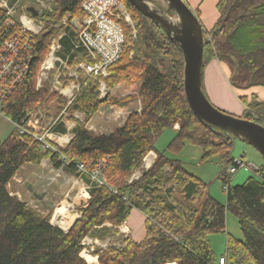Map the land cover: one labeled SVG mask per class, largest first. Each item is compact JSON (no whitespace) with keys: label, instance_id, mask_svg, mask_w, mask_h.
Here are the masks:
<instances>
[{"label":"trees","instance_id":"1","mask_svg":"<svg viewBox=\"0 0 264 264\" xmlns=\"http://www.w3.org/2000/svg\"><path fill=\"white\" fill-rule=\"evenodd\" d=\"M55 1L54 14L39 15L46 28L34 36L25 52L31 60L26 80L2 105V115L14 123L38 106L48 111L53 101L58 107L65 104L55 94L38 91L37 78L58 33L53 25L67 16L82 17L84 0ZM126 2L137 24V38L131 40L132 47H124L106 83L113 89L138 82V95L122 100L110 93L101 97L99 85L90 83L70 108V119L77 124L74 137L58 151H44L29 136L20 137L17 130L6 140L0 139V264H89L82 257L88 237L114 240L115 245L106 250H95L100 264H217L210 237L227 231V213L238 219L243 238L228 234L223 256L226 264H264V166L258 171L251 166L256 173L242 185L229 182L223 204L181 161L156 151L158 137L179 125L170 149L179 152L186 144L198 146L203 151L202 162L219 156L225 167L221 174L224 182L227 167L234 164L231 155L236 137L197 118L185 96V61L179 45ZM217 9L220 17L216 25L204 30L203 78L207 65L216 59L228 67L230 82L238 91L264 88V0H220ZM126 34L130 41L131 30ZM61 43L68 52L69 38ZM131 52H135L133 57ZM240 99L247 107L243 118L264 126V102L254 95L252 99L241 95ZM138 101L141 110L132 112L114 132L97 134L88 128L87 122L102 107L126 109ZM79 111L85 113L86 121L73 116ZM56 131L66 133L67 129L60 125ZM150 152L156 155L154 164L139 180L129 183ZM104 159L108 160L106 183L93 184L91 199L67 233L8 189L24 166L44 161L90 183L91 176H82L80 166L91 173ZM177 189L182 193L180 199L175 198ZM134 209L147 217L142 242L119 230Z\"/></svg>","mask_w":264,"mask_h":264},{"label":"built area","instance_id":"2","mask_svg":"<svg viewBox=\"0 0 264 264\" xmlns=\"http://www.w3.org/2000/svg\"><path fill=\"white\" fill-rule=\"evenodd\" d=\"M29 7L38 9L39 15L43 12L54 14L58 3L55 0H0L2 11L0 14V114L4 102L27 78L31 60L25 52L29 49L30 41L47 25L39 21V16L34 17L28 11ZM82 11V17L67 16L53 25L58 29V33L51 40L49 53L37 78L38 91H45L49 95L55 94L63 98L65 104L59 107L57 105L55 114L50 107L47 111L38 106L36 110L26 112L20 122H15L20 137L29 136L34 142H38L44 151H58L59 148H66L69 145L74 137V129L68 125L70 108L78 95L90 83L99 85L101 97L110 93L111 89L106 83L111 75L110 68L121 59L124 47L130 46L131 40L137 38V24L126 0H84ZM127 29L131 30L130 41L126 34ZM65 38H69L71 44L68 52L64 51L61 43ZM133 55L134 52L131 53V57ZM57 108H60V111ZM60 125L66 127V133L56 131ZM175 129H179V126L176 125ZM155 160L156 155L153 152L146 155L141 168L129 183L139 180ZM107 162L108 160L104 159L91 173H88L83 165L80 166L82 176L89 174L92 181L87 183L81 177L83 186L75 195L73 204H70V214L76 215V218L65 229L57 224L58 221L63 220V217L57 214V209L51 219L53 226L65 233L69 232L75 221L81 217V209L91 199L90 191L93 184L102 186L106 183L104 171ZM49 164L48 161H44L42 166L48 167ZM50 167L51 172H54L50 177L51 182L64 177L63 169H55L51 164ZM241 169L250 170L252 167L244 161L235 159L234 164L227 167L224 178L226 192L231 178ZM69 194L70 192L66 194L67 198ZM76 205L81 209L76 211ZM120 230L123 235L129 237L130 230L127 226H121ZM83 245L82 256L87 258L94 255L98 246L103 245L102 250H106L115 244L113 239L101 241L96 238H86ZM219 264H226L224 257L219 260Z\"/></svg>","mask_w":264,"mask_h":264},{"label":"rangeland","instance_id":"3","mask_svg":"<svg viewBox=\"0 0 264 264\" xmlns=\"http://www.w3.org/2000/svg\"><path fill=\"white\" fill-rule=\"evenodd\" d=\"M159 9L166 8L167 4L164 0H152ZM154 4V5H155ZM174 21H176V16L171 17ZM134 44L131 42L129 47H132ZM132 53V52H131ZM131 55V54H130ZM135 55V52H134ZM133 55V56H134ZM218 62V61H216ZM215 62V63H216ZM209 65V64H208ZM208 65L205 69V80L207 83V73H208ZM212 68V67H211ZM225 84L226 90L230 93V98L227 103L229 108H225L223 104L222 106H218L217 104L211 102L216 108L219 110L231 114L236 117L243 118L244 110L243 107L238 103V99L233 95V91L231 90L232 84L230 79L227 77ZM229 82V83H228ZM139 83H133L131 85H126L124 83L118 85L116 88L110 90V94L117 99H125L129 96H136L139 92ZM124 89V90H123ZM226 95L224 96V99ZM55 104L54 106H52ZM241 106V112H236L235 107ZM57 106L56 101H53L49 107L52 109V112L55 114V108ZM139 108V109H138ZM137 109V110H136ZM123 110V111H122ZM133 110V111H132ZM141 110V103L134 102L128 108L121 109L118 106H104L102 109L90 120L87 122V126L91 128L97 134H108L114 132L119 126H123L125 119L134 111ZM117 112V113H116ZM121 112V113H120ZM114 114V115H113ZM75 118L80 121H86V115L84 112H77L75 114ZM70 119V117H69ZM3 122L7 121L3 116L0 117V131L3 129ZM69 126L76 127V122L70 119ZM179 126V125H178ZM14 130L13 124L10 122L4 125V134L5 139L8 137ZM176 136V130L168 129L166 130L155 142V149L160 153H164L166 157L179 160L183 163L184 167L193 175L198 177L204 183H206L209 187V191L211 195L217 199L219 202L226 204L227 192L224 190V182L221 179V174L223 172L224 164L221 161L220 157H214L206 162H202L203 151L200 147L186 144L184 148L175 152L170 149V144L172 140ZM232 158L235 160H241L249 164L250 166H255L257 168H261L264 166V158L260 154V152L250 145L249 143L236 138L234 143V148L232 151ZM32 167V168H31ZM229 167V166H228ZM31 168V169H30ZM138 171V170H137ZM136 171V172H137ZM135 172V173H136ZM255 171L253 169H241L239 172L231 178V183L233 186L242 185L245 181L253 176ZM30 174V179L25 181L24 177H28ZM43 174V178L39 175ZM17 176V180H14L8 186L9 191L15 195H17L22 201L26 202L29 207L34 208L45 216L52 219V216L56 212L57 209L62 208V204L67 202L66 204H73L75 195L79 190H81L83 186V182L81 181V177L78 175H72L65 173L64 177L58 179L56 182H51L50 177L54 175V172H51L50 164L48 167H39L33 164H27L24 166L19 172ZM78 182L74 184V188H72L73 182ZM32 191V192H31ZM69 197H66V194L69 193ZM181 191L179 189L175 192V198H182ZM81 207L76 205L75 210H80ZM57 210V214H58ZM63 217L67 215V213L63 210ZM65 214V215H64ZM76 214V213H73ZM59 215V214H58ZM134 232V231H133ZM228 234L242 239V231L239 225V221L232 213H227V231L225 233L213 234L210 237V241H213L214 250L217 253H222V255L226 254L227 250V237ZM222 238L219 240V238ZM216 238V240H215ZM102 246H98L97 249H102ZM93 253V252H92ZM92 257V256H88ZM94 258V257H93ZM85 259V258H84ZM173 264V263H172Z\"/></svg>","mask_w":264,"mask_h":264},{"label":"water","instance_id":"4","mask_svg":"<svg viewBox=\"0 0 264 264\" xmlns=\"http://www.w3.org/2000/svg\"><path fill=\"white\" fill-rule=\"evenodd\" d=\"M128 1L138 12L158 24L166 36L182 50L185 61V96L197 118L249 143L264 158V126L219 110L204 92V29L196 13L184 0H164L167 10L159 9L146 0ZM28 11L34 17H38L40 13L34 7H29ZM170 13L176 16V21L171 18ZM253 168L258 171L255 166Z\"/></svg>","mask_w":264,"mask_h":264},{"label":"crops","instance_id":"5","mask_svg":"<svg viewBox=\"0 0 264 264\" xmlns=\"http://www.w3.org/2000/svg\"><path fill=\"white\" fill-rule=\"evenodd\" d=\"M219 1L220 0H185V2L196 13V15L198 14L199 20H200V22H201V24L203 26V29L206 30V31L211 30L216 25V23H217V21H218V19L220 17L219 11L217 9V5H218ZM216 61H218V60L213 59V60L210 61L209 65H208L209 70H208V73H207V83L204 82V80H205V70H204V78H203L204 91H205L208 99L211 102L217 104L218 106H222L221 105V103H222L225 108H229L227 103H228L229 98H230V93L226 90V84H225L226 78L225 77L230 79V72H229L228 67L226 65H224L220 61H218V62H216ZM231 90L233 91V95L238 99V101H239L238 103L243 107L244 112H245L247 107L242 102V100L240 99L241 95L248 96L249 99H252V96L254 95L258 101L264 102V88L256 87V88H252L250 90L241 92V91H238L237 89H235L232 86ZM225 95H226V98L224 99ZM240 105H239L238 108L235 107L234 110H236V112H241L242 111L241 108H240L241 107ZM1 116H3L7 121H9L11 124H13V126H14L13 132H14L16 130L15 123L13 121H11L10 119L6 118L4 115L0 114V117ZM127 118L125 119V122H126ZM91 121H92V119H90V122ZM9 122H3V129H2V131H0V139L1 140H6L13 133L12 132L5 139H2V138H4L3 135L6 136V134H4L5 132L3 131L4 130V125L5 124L7 125ZM125 122H124V124H125ZM76 127H77V124H76ZM76 127H73V129H75ZM89 129H91V128H89ZM73 134H74V131H73ZM37 166L39 168V167L42 166V164L41 165H37ZM65 173L69 174L68 172H66L63 169V174L65 175ZM17 176H19V175H16L15 178L13 179V181L17 180ZM39 176L41 178L44 177L43 174H40ZM29 177H30V174L28 175V177H24L25 178L24 180L28 181L30 179ZM17 181H19V180H17ZM77 183H78L77 181L76 182L74 181L73 185H72V188H74V186H76L74 184H77ZM9 186H10V184H9ZM15 195L17 196L19 194L17 193ZM146 220H147V217L140 210L134 209V210H132L128 221L124 224L130 230L129 236L133 240H135L136 242H142L146 238V225H145ZM120 228H119V230H120ZM87 239H92V238L88 237ZM221 239L222 238H219V240H221ZM215 240H216V238H215ZM101 241H103V240H101ZM211 244H212V248L214 250L213 241H211ZM214 252L216 254V262L218 264L219 260L224 255H222V253H217L216 250H214ZM92 257L95 258L94 262H89L87 260V258H85V257L84 258L89 264H100L98 256L93 255Z\"/></svg>","mask_w":264,"mask_h":264},{"label":"bare ground","instance_id":"6","mask_svg":"<svg viewBox=\"0 0 264 264\" xmlns=\"http://www.w3.org/2000/svg\"><path fill=\"white\" fill-rule=\"evenodd\" d=\"M124 90V89H123ZM139 109V108H138ZM137 110V109H136ZM123 111V110H122ZM133 111V110H132ZM117 113V112H116ZM121 113V112H120ZM114 115V114H113ZM67 202H65L64 204H63V206H62V208H59L58 209V214H60L61 216L63 215V210L67 213V215L65 216V217H63V220L62 221H60L59 223H60V225L63 227V228H65V229H67V227H69L71 224H72V222H73V220L76 218V215H72V214H70V209H71V205L70 204H66ZM65 215V214H64ZM87 260L89 261V262H94L95 261V258H93V257H87Z\"/></svg>","mask_w":264,"mask_h":264}]
</instances>
